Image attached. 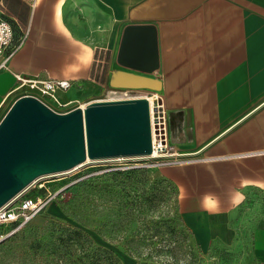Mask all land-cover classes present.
I'll list each match as a JSON object with an SVG mask.
<instances>
[{
    "label": "crops",
    "instance_id": "crops-1",
    "mask_svg": "<svg viewBox=\"0 0 264 264\" xmlns=\"http://www.w3.org/2000/svg\"><path fill=\"white\" fill-rule=\"evenodd\" d=\"M0 14L26 37L0 59V112L22 95L18 75L71 81L59 94L71 109L116 71L159 80L177 161L160 172L183 225L204 250L254 239L264 264V0H0ZM142 26L156 36L150 73L129 66H147L146 35L122 55L126 29Z\"/></svg>",
    "mask_w": 264,
    "mask_h": 264
},
{
    "label": "rangeland",
    "instance_id": "rangeland-1",
    "mask_svg": "<svg viewBox=\"0 0 264 264\" xmlns=\"http://www.w3.org/2000/svg\"><path fill=\"white\" fill-rule=\"evenodd\" d=\"M124 90L106 87L97 93L89 91L87 100H110L111 95ZM128 92L137 98L150 96L153 91ZM13 103L0 112V121ZM73 106L70 104L61 113L69 112ZM163 161L177 162L176 157ZM148 164L142 158L98 162L39 180L33 194H40L37 191L42 185L49 191L62 190V194L23 227L18 237L0 246V264H35L22 245L31 241L36 229L47 220L77 225L73 218L76 214L89 217V236L97 247L113 252L119 264H262L254 252V239L247 237L230 249L198 247L180 218L176 185L160 172L162 167L172 164L155 168ZM88 177L98 180L94 181L95 191L83 200L85 185L77 183Z\"/></svg>",
    "mask_w": 264,
    "mask_h": 264
},
{
    "label": "water",
    "instance_id": "water-1",
    "mask_svg": "<svg viewBox=\"0 0 264 264\" xmlns=\"http://www.w3.org/2000/svg\"><path fill=\"white\" fill-rule=\"evenodd\" d=\"M139 35L147 36L149 61L147 66H129L150 73L157 66L153 27H128L122 55ZM110 86L161 89L159 80L127 71L114 72ZM152 152L150 103L145 97L94 100L58 113L35 97L21 96L0 121V208L40 178Z\"/></svg>",
    "mask_w": 264,
    "mask_h": 264
},
{
    "label": "built area",
    "instance_id": "built-area-1",
    "mask_svg": "<svg viewBox=\"0 0 264 264\" xmlns=\"http://www.w3.org/2000/svg\"><path fill=\"white\" fill-rule=\"evenodd\" d=\"M26 37H15L14 29L10 21L0 14V59L2 60L1 68H7L8 62L15 53L23 46ZM19 89L22 91L21 96H32L52 110L61 113V110L67 108L71 103H65L60 100L59 94L72 88V82L67 80H54L49 77H22L17 76ZM131 90L121 92L122 97L117 99H130ZM150 103V120L152 131V148L151 155L143 157L142 160L148 161V166L161 167L174 162H165L164 159L172 158L173 150L169 142V120L168 112L161 98L156 93L145 96ZM152 98V103L150 99ZM152 107V108H151ZM156 153V155H155ZM172 157H167V156ZM141 159V158H140ZM45 178V177H44ZM43 178H40L41 180ZM24 190L7 204L0 208V243L9 236L21 229L26 224L33 221L37 216L44 213L51 204H53L62 190L49 191L45 194L33 195L35 184ZM10 231H6V229Z\"/></svg>",
    "mask_w": 264,
    "mask_h": 264
},
{
    "label": "trees",
    "instance_id": "trees-1",
    "mask_svg": "<svg viewBox=\"0 0 264 264\" xmlns=\"http://www.w3.org/2000/svg\"><path fill=\"white\" fill-rule=\"evenodd\" d=\"M126 172L130 173L131 171ZM140 173L144 174L143 171ZM113 174L126 173L114 172ZM96 180L98 178L88 177L77 183V186L85 185L84 189H82L85 193L83 200H86L90 193L95 191L94 181ZM40 190L37 192L40 194L46 193L45 189ZM61 194L62 192L58 198ZM73 218L77 224L75 226L55 220H47L42 227L36 229L31 241H26L22 245L24 253H27V256L32 258L30 261L35 262V264H119L113 252L97 247L89 236L87 230L92 229L89 217H79L76 214ZM21 229L1 242L0 246L5 242L13 241L14 237H18L17 233Z\"/></svg>",
    "mask_w": 264,
    "mask_h": 264
},
{
    "label": "bare ground",
    "instance_id": "bare-ground-1",
    "mask_svg": "<svg viewBox=\"0 0 264 264\" xmlns=\"http://www.w3.org/2000/svg\"><path fill=\"white\" fill-rule=\"evenodd\" d=\"M121 96V94H113V95H111V97H120ZM150 99V102L152 103V98H149ZM152 108V107H151ZM155 155H156V153H155ZM120 160H122V159H120Z\"/></svg>",
    "mask_w": 264,
    "mask_h": 264
}]
</instances>
